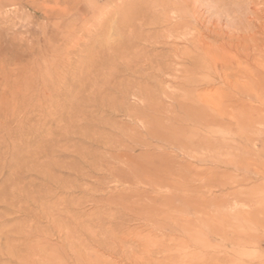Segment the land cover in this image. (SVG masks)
Returning a JSON list of instances; mask_svg holds the SVG:
<instances>
[{"label": "rangeland", "instance_id": "374dc122", "mask_svg": "<svg viewBox=\"0 0 264 264\" xmlns=\"http://www.w3.org/2000/svg\"><path fill=\"white\" fill-rule=\"evenodd\" d=\"M171 1L0 0V264H264V78Z\"/></svg>", "mask_w": 264, "mask_h": 264}, {"label": "bare ground", "instance_id": "6f19581e", "mask_svg": "<svg viewBox=\"0 0 264 264\" xmlns=\"http://www.w3.org/2000/svg\"><path fill=\"white\" fill-rule=\"evenodd\" d=\"M202 1L206 2V6L211 13L217 15L214 22L204 24L205 17L198 9V0H176L166 4L174 10L178 23L185 21L183 20L185 13L181 9L183 6H187L192 13L191 18L193 21L198 25H203L205 33L217 41L216 44L207 42L199 34L196 38H189L188 43H192L193 48L200 55L198 57L196 54H188L187 58L190 64L194 67L197 61L196 58H199L203 62L204 68L230 87V90L226 91L228 97H234L237 93L250 96L253 93V87L251 86L253 79L256 76L264 78V0ZM184 25L186 24L184 23ZM255 33H259V36H255ZM232 106L234 105L232 104ZM246 107L249 108L247 104ZM201 117L203 119L205 116ZM209 117L213 119V116L210 115ZM199 121L201 120L199 119ZM205 121L206 119H204ZM206 123L208 124V121ZM66 237H68V234H66ZM68 243V248L71 249L72 254L76 252L77 255H82L78 254L72 242ZM79 257L77 256L80 262L84 263L82 261L83 257Z\"/></svg>", "mask_w": 264, "mask_h": 264}]
</instances>
